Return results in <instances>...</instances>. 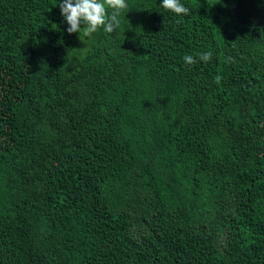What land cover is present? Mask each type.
I'll return each mask as SVG.
<instances>
[{"label":"trees","instance_id":"obj_1","mask_svg":"<svg viewBox=\"0 0 264 264\" xmlns=\"http://www.w3.org/2000/svg\"><path fill=\"white\" fill-rule=\"evenodd\" d=\"M159 2L0 0V264H264V0Z\"/></svg>","mask_w":264,"mask_h":264},{"label":"clouds","instance_id":"obj_2","mask_svg":"<svg viewBox=\"0 0 264 264\" xmlns=\"http://www.w3.org/2000/svg\"><path fill=\"white\" fill-rule=\"evenodd\" d=\"M61 15L67 22V33L81 32L84 27V34L90 36L99 28L105 33H112L121 24V13L128 7V0H59ZM160 6L176 14H189L190 8L181 0H160ZM109 9L111 12L109 13ZM212 57V52H203L200 59L208 61ZM186 63H195L191 55L184 58Z\"/></svg>","mask_w":264,"mask_h":264}]
</instances>
